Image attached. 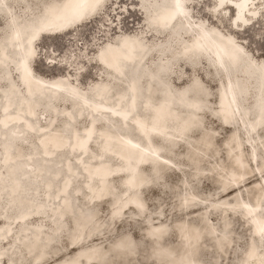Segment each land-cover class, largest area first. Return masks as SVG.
<instances>
[{
	"label": "bare ground",
	"instance_id": "1",
	"mask_svg": "<svg viewBox=\"0 0 264 264\" xmlns=\"http://www.w3.org/2000/svg\"><path fill=\"white\" fill-rule=\"evenodd\" d=\"M26 1L27 0H0V16L5 15L9 20L10 18L12 20L10 22V29L12 31L9 32L4 40H0V74L2 75H0V80L6 82L8 85L7 91L3 92L0 96V132L2 131V127L4 128L5 134L9 135H20L24 130L32 134L31 137H36L39 142L34 148L30 147L31 149L28 156H31H29V161L23 159V161H20L21 155H23L22 148L14 147L4 140L3 143H0V155L2 157L1 167H3V172L0 173V191L4 194H10L11 201L10 199L9 201L15 203V206L20 210L21 215H17L20 219L27 215L26 212L31 213V211H36L38 213V208L41 205L55 209L63 208L64 210L72 212V206L74 204L72 203L73 205L71 206V199L68 193L65 192L63 194L60 202L59 199L52 200V196L58 194L59 190L64 192L62 188L64 187V181H66L65 178L67 177L64 172L60 170L61 173L58 169L53 168V166H57V168L66 166L65 169L69 174L67 178L68 181L66 182H69L72 178L75 179L79 172L85 170L84 174H86L87 178L86 188L90 189L94 197L99 194L105 196L114 193L112 198L105 196L100 199H108L111 206L109 218H115L113 221L121 220L130 209L135 211L136 218H146V208L141 191H143L146 186L150 187V184L159 181V173L165 168V166H162L163 161L161 154H159L163 152V149L160 148V145H155L150 140L153 139V136H156L164 141H172L174 137L177 139L186 133L189 128H193V124L197 126L201 125L197 115L200 114L203 107L206 106L204 98H201L206 95L201 94L202 91H205L202 84H200L197 79H193L183 88L178 90L173 89L167 80L166 73L168 70L164 66L166 62L164 58H162L167 51L164 50V53H159L161 58L158 59L155 66L153 65L152 69L147 70L144 68L143 63L151 49L145 48L143 43H141V39L137 36L130 35L118 36L115 42L108 43L101 48L99 53L97 52L96 57H93L92 54L87 61L83 62L80 69L74 70V73L78 71L77 77H79V75L81 76L84 72L86 64L90 63L96 66L95 62H98L102 68V75L105 78V74H109V77L115 81L114 83H120L121 80L127 79L123 80L124 84L120 90L118 89L113 92L116 86H113L105 79L106 82L104 83L89 85L90 87L87 91L91 93H87L85 97L81 93L77 94L73 92L76 86L67 78L57 77L53 79H44L36 75L31 68L33 65L32 61L36 54V44L40 37L44 38L42 37L44 35L53 36L63 34L95 19L98 15L103 13L104 5L108 0H47L45 3H41L36 14H24V17L21 16L20 22L16 23L17 19H20L14 11L16 9L15 6L18 4H13L12 6L7 3L15 2L24 4ZM165 1L166 0H158L159 3H164ZM134 2L135 5L137 2L141 4V0H134ZM213 2V15L217 13L225 14L228 8L232 9L233 13L229 18L230 28L232 30H244L249 26L250 22H257L259 20L257 9L261 3L259 2L256 4L255 0H228L223 7L220 6V0H213ZM77 4L83 5L80 9L83 14L79 18H73L72 13ZM180 4L181 0H179V7H177V0H170L168 5L159 7L154 15H148V13L144 11V20L153 31L160 32L166 30L168 32L169 30L172 32V38H174V40L178 39V36H176L179 34L178 31L181 32V35L185 33L182 30L186 31V35H191L195 38L193 44H191L193 45L192 49H186L183 53H179V55L176 56L175 62L181 60V56L192 52V61H189L187 58H183L182 60L186 61L189 65H196L202 57L201 55H195L193 53L202 52V54H204L206 52L205 49L198 46L204 45L203 41L205 39L202 37L204 35L198 32L188 33V31H191L188 26H185L190 24L188 17L186 18L187 20H182L181 24L176 23L177 19H182V16L177 14L178 11H181ZM25 7L27 8L25 10H30L28 6ZM52 7H55V11L50 14L49 8ZM28 16H30V19H27ZM223 19L221 20L223 21ZM204 32H206L204 38L206 37V41H208L215 52L206 54L212 59L214 64L213 68L216 72L218 74L223 72L227 80L226 85L220 88L221 94L217 93L216 103L217 107H220L225 119L221 120L214 113L212 114L215 118L220 120L223 126L233 128L232 120L235 119L234 110H239L241 112L240 114H244L240 106H242L245 95L243 94L244 91H240V83L236 78L240 73L236 74V77L233 75L235 71L234 67L239 61V46L232 40L230 35L223 34L215 28L207 26L203 33ZM154 34L158 35L157 33ZM162 35L170 36L171 33H161L160 36ZM198 47L200 48L198 49ZM203 58L205 57L203 56ZM93 59H95V62H93ZM47 60H49V64L54 62L52 59ZM225 61L230 63H226ZM251 63L257 66L254 62L251 61ZM59 64H56L55 68H68L64 66V62H60ZM8 69L11 75L14 71L18 75L19 81H17V84L18 87L22 88L21 90L23 92V95L20 97L16 87L13 86L9 80ZM239 71L244 72L246 76L250 77L248 79L244 73L240 74L247 82L252 81L253 78L259 79L256 83H252L256 85V92L254 91L251 95L252 101L250 103L253 105V109L256 110V115L252 118L245 117V120H243V116L240 117L243 121L247 122L245 130L246 133H250L253 136V141L264 144V135H259L263 127L257 128L258 124H264V108L259 106L258 101L261 99L262 95L259 93L264 90V75L259 70L249 66L242 67ZM95 74L97 75V73ZM63 75L69 78L71 76L67 73ZM144 76H147L146 81L141 80ZM13 77L16 78L14 75ZM97 78H99L98 75ZM260 79L262 80L261 82ZM79 81L77 79L78 86ZM249 87L250 85L248 86L246 84L244 88ZM199 95H201V97H199ZM140 97L142 99V104H139ZM63 101L68 105H73L66 111H60L64 113L66 120L62 122L60 126L51 127L47 133L37 136L34 128L37 123V114L41 113L44 115L50 112L55 118L54 113L59 110L53 109V105ZM94 103L98 106H94ZM102 108L109 109L111 113H106L111 116L113 113L121 115L115 117L117 123L120 122L122 124L117 130L112 128L110 124L103 125V128L99 131H97L96 128L94 129L93 122H96L95 120H97V117L104 113ZM180 108L184 109V111L190 115V118L182 114ZM86 113H92V115H89L90 120L86 128L82 130V133H79L74 126L71 127V123L77 122L81 118L80 116ZM251 114L252 112H250V115ZM94 115L96 117H94ZM86 116L88 117V115ZM58 118H60V116H58ZM47 123L44 128L41 127V131H44L46 127L49 126ZM124 123L128 124L130 128ZM97 124H99V122H97L96 125ZM132 126L135 132L132 131ZM94 130L96 131V136L94 135ZM134 133L140 136L142 142L134 140L135 138L133 139V136H135ZM198 138L202 144L195 146L193 142L190 143V155H188V159L192 164L193 170L201 175L203 172L197 169L198 164L200 166L201 162L209 156L210 153L215 154L216 150L212 143L213 136L211 133L203 131ZM11 139L14 138L11 137ZM238 139L237 133L231 132L225 140V149L227 151L230 166L227 168L220 163H216L217 165L215 168L217 169L216 171H218L217 179L220 181V178H226L224 180L225 183H222L223 188H221V191L223 190L225 194L232 192L233 203L238 200V194H240L239 191L241 189H245V193L250 190L256 193L253 206H247L243 213V219L248 225L253 239L261 240L263 237L258 232V226L264 224V214L262 213V200L264 199V145L260 156L261 161L258 162V156L254 152L253 145L250 143V146H247L248 154L246 155L242 142L238 141ZM70 140L73 141L68 148L70 153L74 154V152L80 150V152L86 155H91L90 158L96 159V162H88L87 159H83L80 156L78 157V155L74 158L70 155L71 158L65 159L67 154L65 155V150L63 149L67 147ZM88 140H92V143H94L93 146L96 148L95 154L90 152L89 146H86ZM156 140L160 141L161 144L163 143L160 139ZM12 148L15 149L14 154L12 153ZM165 148L166 147H164V149ZM102 149H104V151ZM55 151L59 152L56 158L54 154ZM256 151L259 152V149L256 148ZM103 152L107 155L111 153L110 159L117 158L116 160L118 161L113 162L112 160L108 161L101 157L99 158L98 156H102ZM15 156L18 158L16 161L17 163H13ZM72 159H77L78 161L76 162L77 167L74 171L70 168L71 163H69L72 162ZM249 161L255 163V170L249 167ZM22 166H27L30 170L28 171L27 169L24 172V170H22L23 168H20ZM144 166H147L152 173L151 179L148 181H145L146 174L141 169ZM59 173L61 174L62 181H60V183L58 182L59 184L56 183L55 187L58 190L54 192V184L58 179L57 174ZM63 173L65 174L64 176ZM115 173L121 175L122 182H125L127 188L129 187V189L125 188L126 190L124 191L122 188L121 192L123 197L121 201L119 200L120 202L116 201L115 189L111 179L109 180V177ZM227 174L230 182L228 183L229 185H226L228 180L225 176ZM25 175H30V177H33L38 183L44 185L42 201L36 198L34 199L30 193H26L29 187L33 189H37V187L34 185L33 181H31L33 184H29ZM3 176H6L7 183L3 180ZM22 176L25 177L23 178ZM250 178H255V182L247 186L246 182ZM131 190L133 191L128 193V191ZM1 192L0 195L2 194ZM33 199L35 201L30 202ZM90 199H93V197L91 196ZM184 200L180 208L183 211L199 206L198 201H195L191 193L185 195ZM218 205L225 206L226 202L221 200ZM78 207V213H81V205ZM211 207L212 205L209 206V209H211ZM235 208H240V206L237 204ZM213 211H220L224 214V212L219 209H214ZM231 211L235 212V210ZM38 214H40L38 216H44L45 213L40 212ZM1 217L0 220L5 221V225L0 229V234L4 231H10L7 219ZM77 217L74 218V226L71 225L70 230L72 231L73 227L77 230L73 239L75 241H68V247L75 249L76 252L62 264H111L110 259L108 260L106 256L107 248L101 246L83 247L103 233V224L99 222L97 215L90 211L83 216H79V224L75 225ZM198 217L200 219V215H198ZM186 221L187 220L176 222L175 226H173V231L177 237V245H165L164 241L169 235V231H167L163 223L157 222L156 224H151L147 229L145 236L152 242L153 249H156V251H152L155 256H151L156 264H199L197 255L203 240L202 229L199 228V225L198 227L187 225V223H185ZM223 222L225 229H230L229 223L225 220H223ZM89 224H91L95 230L96 228L98 229L94 233H86L85 240L83 241L82 239H84L85 235L83 236L81 233L90 227ZM205 226L208 229L205 236L213 240L217 250L223 251L225 247L231 246L232 241L230 238L217 235L215 229L210 227L212 225L209 223H205L204 227ZM34 232L35 231H33L32 234H35L34 236L37 237L38 235ZM8 236H10L12 240L15 239V235L10 234ZM34 236L27 240L22 238L20 239L21 241H17V244H22L24 242V251L31 255H33V253L37 254L38 252L43 254L42 242H39ZM119 240H121L119 245L122 249L128 251V257L131 256V258H133L135 254L131 249L132 242L130 237L123 236L117 239L115 243ZM254 240L248 243L242 264H264V251L260 252L258 250ZM29 241L33 242L30 243ZM51 241L52 240L44 246H48ZM29 245L31 247H29ZM15 247L16 244H13L9 249L6 248L8 249L7 251L4 248L0 251V257H3L2 255H4L5 252L9 254ZM119 249V247H115L113 250L119 251ZM32 257H34L33 259L35 260L33 264H44L49 260V257L43 261H38L35 255ZM28 260H31V258L29 257ZM1 261H6L8 264L12 263V259L10 260L9 258H2Z\"/></svg>",
	"mask_w": 264,
	"mask_h": 264
},
{
	"label": "rangeland",
	"instance_id": "2",
	"mask_svg": "<svg viewBox=\"0 0 264 264\" xmlns=\"http://www.w3.org/2000/svg\"><path fill=\"white\" fill-rule=\"evenodd\" d=\"M46 1L47 0H27L24 3L26 5L15 2H9L7 4H10L12 6L13 4H18L15 6L16 9L14 10L17 13L16 15L20 18L17 19V23L20 22L22 17H24V14H36L41 3H45ZM169 1L170 0H166L164 3H159L158 0H141V4L137 2V4L135 5L134 0H108L104 5L103 13L101 15H98L95 19L63 34L53 36L44 35L42 36L44 38L40 37L39 41L36 44V54L34 60L32 61L33 65L31 66L32 71L36 75L44 79H53L57 77L67 78L76 86V89L73 90V92L77 94L81 93L85 97L87 93H91L87 91V89H89L90 87L89 85L101 84L106 82V80L113 86H116L114 87L113 91L115 92L118 89H121L122 85L124 84L123 80L127 79L121 80L120 83H114L115 81L109 77V74H105V78L102 75V68L100 64H98V62H95V59H93V62L96 63L97 67L95 65H91L90 63L86 64L84 72L81 76L79 75V77H77L78 71L74 73V70L80 69L83 62L87 61V59L91 57L92 54L93 57H96L97 52L99 53L101 48H103L108 43L115 42L118 36L130 35L137 36L139 39H141V43H143L145 48L151 49L143 63L144 68L147 70L152 69L153 65L155 66V63H157L158 59L161 58L159 56V53H164L165 51H167V53H165L162 58H164V61L166 62L164 66L168 70V72L166 73L167 80L173 89L178 90L180 88H183L184 86L188 85L193 79H197L199 83L202 84V87L205 91H202L201 94L206 95L204 97H201V95H199V97H201L202 99L204 98L206 106L203 107L202 112L197 115L200 119L199 123L201 125L197 126L196 124H193V128H189L186 133H184L177 139L174 137L172 141H164L156 136H153V139L150 140L153 144L160 145V148L163 149V152L159 154H161L162 161L164 162H162V166H165V168L159 173V181L150 184V187L146 186L148 188L145 187L146 189L144 188L143 191H141V195L143 197L146 208V218H136L135 211L130 209L126 212L121 220L113 221L115 218H109L111 206L108 199H100L101 197L105 196H109L112 198L114 193L111 192V195L105 196L99 194L95 195L94 197V194L90 192V189L86 188L87 178L86 174H84L85 170L79 172V174L76 175L75 179L72 178L69 182H66L68 181L67 178L69 176L65 169L66 166L58 168L57 166H53V168L58 169V171L61 170L62 172H64L67 177L65 178L66 181H64V187L62 188L64 192H61L59 190L58 194L52 196V200L59 199L60 202L63 194L65 192L68 193L71 199V206L74 204L72 206V212L64 210L63 208L55 209L41 205L38 208V213H45L44 216H38L40 214H38L36 211H31V213L26 212L27 215L24 216V218L20 219L19 217H17V215H21V212L17 208V206H15V203L10 202V194H4L0 191L2 193L0 195V217L2 216L3 218L7 219L10 229V231H4L0 234V251L4 248L7 251L10 247L13 246V244H16V247L12 249L10 253L8 251L9 254L5 252V254L2 255L3 257H0V264H8L6 261H1L2 258H9L10 260L12 259L11 262L13 264H33L35 263V260L33 259L34 257H32L33 255H35V258L38 261H43L44 259H47L49 257L48 262L44 264L64 263V261L69 259L76 252L75 249H71V247H68V241H75L73 239L77 232L75 227H73L72 231H70L71 225L74 226V218L78 216V220H75V225H78L80 219L79 216H83L90 211L95 213L99 222L103 224V233L101 236L85 244L83 247L101 246L107 248L106 256L108 260L110 259L111 264H156L151 258V256H155L152 251L154 252L156 251V249H153L152 242L145 236V233H147V229L151 224H156L157 222L163 223L166 226L165 228L167 229V231H169V235L164 241L165 245H177V237L173 231V226H175L176 222L178 223L182 220H187L185 222L187 223V225H193L197 227L199 225V228L202 229L203 240L200 244L199 253L197 255L199 264H242L244 253L247 249L248 243L251 240H254L251 236L248 225L243 219V213L245 212L247 206H253V201L256 193L253 190L245 193V189H241L239 191L240 194H238V200L233 203V193L226 192L227 194H225L223 190L221 191V188H223L222 183H225L224 180L226 178H220V182L217 179L218 171H216L217 169L215 167L217 165L216 163H220L227 168L230 166V162L227 157V151L225 149V140L231 132L237 133L239 137L238 141L242 142V146L246 155L248 154L247 146L251 143L254 147L255 154H257L258 156L257 161H261L260 156L264 144L253 141V136L250 133H246L245 130L247 127V122L243 121L245 120V117L252 118L254 117V115H256V110L253 109V105L250 103L252 101L251 95L254 91L256 92V85L252 83H256V81H259V79L257 80L253 78L252 81L247 82V80L244 79L242 75H240L244 72H240L239 69L245 66H249L251 68L253 67L259 70L264 75V7H261V5L264 4V0H255L256 4L259 2L261 3V5H259L257 9L259 20L257 22H250L249 26H247L244 30L236 29V31L235 29L232 30L230 28L231 25L229 18L233 13L231 8H228L225 14L217 13L216 15H213V0H181V11H178L177 13L182 16V19H177V24H181L182 20H187L186 18L188 17L190 24L185 25L189 27V30H191L190 32L188 31V33L198 32L201 33V35L206 36V32L203 33V31H205L207 26H209L210 28L219 30L223 34L230 35L232 37V40L239 46V61L234 67L235 71L233 72V75H235L236 77V74L240 73L236 78L240 83V91H244L243 94L245 95V99L242 98L244 99L242 106H240V109L244 111V114H240L241 112L239 110H234L235 119L232 120L233 128H227L223 126L220 120L215 118L212 114L214 113L221 120L225 119L220 107H217L216 103L217 93L221 94L220 88L226 85L227 80L225 79L223 72L221 74H218L216 72V70L213 68L214 64L212 62V59L209 58V55L206 54H210V52L215 53L208 41H206V37L204 38V36H202L203 39H205L203 41L204 45H198L205 49L206 52H203L204 54H202V52L193 53L195 55H201L202 57L200 58L201 60L199 59L198 64L189 65L186 61L182 60L183 58H187L189 61H192V52L187 55L181 56V60L175 62L176 56L179 55V53H183V51H185L186 49H192L193 45L191 44H193L195 38H193L191 35H186V31L182 30L185 33L181 35V32L178 31L179 34L176 35L178 36V39L174 40V38H172V32H170L169 30L168 32L166 30H162L160 32L153 31L151 27L149 28V26L147 25L148 23H145L144 11L148 13V15H154L158 11L159 7H161L162 5H168ZM25 6H28L30 10H25L27 9ZM27 19H30V16H28ZM221 19H223V21ZM11 21V18L9 20V18H7L5 15L0 16V40H4L9 32L12 31L10 29ZM146 26L148 29L146 28ZM154 33H157L158 35H155ZM161 33H171V35L160 36ZM200 47H198V49ZM203 56L205 58H203ZM47 59H52L54 60V62L52 64H49V60ZM251 61L254 62V64H256L257 66H254ZM60 62H64V66L68 68H55L56 64L58 65ZM225 62L230 63L228 61ZM66 73L71 75L70 78L63 75ZM95 73H97L99 78H97V75ZM13 75L16 76V78H14ZM8 76L10 82L13 84V86L16 87L19 93V97L22 96V88L18 87L17 84V81H19L17 73L14 71L11 75L9 72ZM146 77L147 76H144L141 80L146 81ZM249 78L250 77H248V79ZM77 79L78 81L80 80L79 86L77 84ZM261 81L262 80L260 79V82ZM245 83L248 86L250 85V87L244 88L246 86ZM7 88V83L0 80V96L3 94V92L7 91ZM259 94H262L261 99L258 100L259 106L264 108V90H262ZM140 103L142 104L141 97L139 104ZM71 106L73 105H68L64 101L59 103L57 102L55 105H53V109L59 110L54 113L55 118L50 114L49 111H47L49 113L44 115H42L41 113L37 114V123L34 127L36 135L41 136L44 133H47V131H49L51 127L53 128L60 126L62 122L66 120L64 113H61L60 111H66ZM94 106L98 105L94 103ZM102 109L104 113L99 115L100 117H97V120H95L96 122H93L94 129L96 128V130L99 131L103 128V125L110 124L112 128L117 130L122 124L120 122L117 123V119L115 117H119L121 115H116L115 113H113V115L111 116L110 114L106 113H111L109 109ZM180 110L182 114L186 115L187 117L190 116L186 111H184V109L180 108ZM250 112H252L251 115ZM86 115H88V117ZM89 115L91 116L92 113H86L83 116H80L81 118L77 122L71 123V127L74 126L79 133H82V130L86 128L88 121L90 120ZM58 116H60V118H58ZM240 116H243L244 119L242 120ZM94 117L96 116L94 115ZM97 122H99V124L96 125ZM46 123L49 126L47 125L48 127H46L44 131H41V127L44 128L46 126ZM125 125L129 127L128 124ZM259 127H263L261 131L259 130V135L262 136L264 135V124H258L257 128ZM3 129L4 128L2 127V131L0 132V143L7 141L14 147L16 146L22 148L23 155H21L20 161H29V156L31 155L28 156V153H30V149L32 147L34 148L35 146H37L39 140H37L36 137H31L32 134H29L24 130L20 135H9L5 134V131ZM132 131L135 132L134 128L132 129ZM203 131L211 133V135L213 136L212 143L216 151L215 154L210 153L209 156H207L201 162L200 166L198 164L197 169L203 172L201 175H199L193 170L192 164L189 162L188 155H190L189 145L191 142H193L195 146H199L202 144V142L199 141L198 137ZM135 134L137 133H134V135ZM94 135L96 136L95 130ZM11 137H13L14 139H11ZM133 139L142 142V139L139 135L133 136ZM156 139H160L164 144H161L160 141ZM71 143H73L72 140H70L67 147L63 149L65 150V155L67 154V156H65V159L71 157L74 158L76 155H78V157L80 156L83 159H87L88 162H96V159L90 158L91 155H86L85 153L80 152V150H77L76 152H74V154L70 153L68 148ZM93 144L94 143H92V140H88L86 142V146H89L90 152L95 154L96 148L93 146ZM164 147L166 148L164 149ZM256 148L259 149V152L256 151ZM11 150L14 154L15 149L12 148ZM102 150L104 151V149ZM58 153V151H55V158ZM110 155L111 153L107 155L103 152V155L98 157H101L102 159L108 161H118L116 160L117 158L110 159ZM17 159L18 158L15 156V159H13V163H17ZM76 162H78L77 159H72V162H69L71 163L70 168L72 169V171H74V169H76L77 167ZM1 165L2 157L0 155V173L3 172V167H1ZM249 167L252 170H255V163H251L249 161ZM20 168H23L22 170H24V172L28 169L27 166H22ZM141 169L146 174L145 181L151 179L150 177L152 176V173L150 172L149 168L147 166H144ZM29 170L30 169H28V171ZM64 173L63 176L65 175ZM228 174L225 176L227 177V180L229 179ZM57 175L58 179L54 184V192L58 190L55 187L56 183H60V181H62L61 174L59 173ZM25 176L22 177L28 179L29 184H33L31 183V181H33L34 185H36L37 187V189L29 187L26 190V193H30L34 199L36 198L37 200L42 201L44 185L38 183L35 179H33V177H30V175ZM110 177L109 180L111 179L116 193L115 199L116 201H121L123 197V194L121 192L122 188L124 191L126 189H129V187L127 188L125 182H122L121 175H117L115 173ZM3 180L7 183L6 176H3ZM254 182L255 178H250L247 180L246 184L248 186ZM228 183H230L229 180L226 182V185H229ZM132 191L133 190L128 191V193H131ZM188 193H191V195L195 198V201H198L199 206L191 208L187 211H183L180 209L182 207L181 203L185 201L184 196ZM91 196L93 197V199H90ZM34 199L30 202H34ZM221 200H224V202H226L225 206L218 205L219 201ZM25 202L29 203L27 201ZM237 204L240 206V208H235V205ZM262 204V213L264 214V199L262 200ZM80 205L82 211L81 213H78V206ZM210 205H212L211 209H209ZM214 209H219L224 212V214H222L220 211H213ZM231 210H235V212H232ZM203 212L205 215L203 214ZM198 215H200V219ZM223 220L229 223L230 229H225V227L223 226ZM205 223H209L210 225H212L210 227L215 229L217 235H219L220 237L230 238L232 241L231 246L227 248L225 247L223 251L217 250L213 240L205 236L206 232L208 231L206 226L204 227ZM4 225L5 221L0 220V229L3 228ZM89 226L90 227L85 229L83 233H81V235L84 236L89 232L94 233L98 229L96 228L95 230V228L92 227L91 224H89ZM33 231H35L34 233L38 235L37 237L34 236L35 234H32ZM10 234L15 235L14 240H12L10 236H8ZM33 236L38 239L39 242H42L43 254L41 252H38L37 254L33 253V255H31L24 251V242L22 244H17V241H21L20 239L23 238L27 240L28 238H33ZM123 236L130 237V240L132 242L131 249L135 254L133 258H131V256L128 257V251L122 249V247L119 245L121 240L115 243L117 239ZM85 237L86 235L84 236V239H82L83 241L85 240ZM50 240H52L50 244L48 246H44L46 245V243H49ZM254 241L258 250L260 252L264 251V237L261 240ZM29 247L31 246L29 245ZM115 247H119V251L113 250ZM29 257L31 258V260H28Z\"/></svg>",
	"mask_w": 264,
	"mask_h": 264
},
{
	"label": "snow or ice",
	"instance_id": "3",
	"mask_svg": "<svg viewBox=\"0 0 264 264\" xmlns=\"http://www.w3.org/2000/svg\"><path fill=\"white\" fill-rule=\"evenodd\" d=\"M228 0H220V6L223 7L225 5V3H227ZM83 7L82 4H77L75 6V9L72 13L73 18H79L80 16H82V11L80 10ZM177 7H179V0H177ZM261 7H264V4L261 5ZM55 11V7L49 8V13H53ZM258 232L259 234L264 237V224H261L258 226Z\"/></svg>",
	"mask_w": 264,
	"mask_h": 264
},
{
	"label": "water",
	"instance_id": "4",
	"mask_svg": "<svg viewBox=\"0 0 264 264\" xmlns=\"http://www.w3.org/2000/svg\"><path fill=\"white\" fill-rule=\"evenodd\" d=\"M1 14V13H0ZM41 34H43V33H41ZM219 68V67H218ZM143 188V187H142ZM142 190V189H141ZM83 260V259H82Z\"/></svg>",
	"mask_w": 264,
	"mask_h": 264
}]
</instances>
